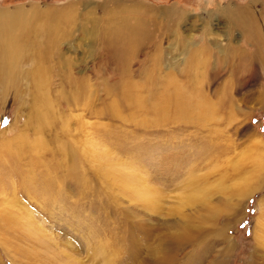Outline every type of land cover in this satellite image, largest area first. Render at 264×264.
<instances>
[{"label":"rangeland","instance_id":"obj_1","mask_svg":"<svg viewBox=\"0 0 264 264\" xmlns=\"http://www.w3.org/2000/svg\"><path fill=\"white\" fill-rule=\"evenodd\" d=\"M249 4L263 20L264 0H0V12L41 13L20 46L35 50L23 49L10 91L0 85V264H168L146 260L161 239L173 246L195 231L201 242L172 264L264 263V58L239 75L215 59L228 42L221 10ZM175 7L199 54L192 68L165 29L173 24L153 13ZM112 16L140 23L124 69L95 42ZM158 43L179 62L159 65ZM168 78L207 97L213 119L195 109L174 120ZM128 84L135 102L121 101Z\"/></svg>","mask_w":264,"mask_h":264},{"label":"bare ground","instance_id":"obj_2","mask_svg":"<svg viewBox=\"0 0 264 264\" xmlns=\"http://www.w3.org/2000/svg\"><path fill=\"white\" fill-rule=\"evenodd\" d=\"M256 6L257 5H255V4H249L246 7H236V8L227 7V8H223L221 10L223 19L225 20V22H224L225 28L224 29H225V35L228 37L227 38L228 42H227V46L224 50H218V52H220L219 53L220 56L219 55L216 56L215 59H216L217 65H221L222 63L225 64L226 66H228L231 69V71L234 74L236 73V75H237V73L239 75V71L240 72L242 70L245 71L246 68H244V66L245 67L247 65L251 66L254 64L255 60L260 59V58H262V59L264 58V21H263L264 19L263 20L260 19L262 16L261 17L259 16V13L257 11ZM153 13L156 16H160L162 14L163 16L168 17L167 20L170 21L169 22L170 25L171 24H173V25L170 27H167L165 29H166L168 35H171V37L175 39V42L179 44V47H176V50H178V52L184 56L183 61H184L185 65H188L191 68L193 66H196L199 63V61H198V55L199 54L197 53L198 51L196 49H193V45H196V44L193 43V41L191 40V37L189 35H184L183 33L180 32L181 31L180 27L183 25L184 22H186V19L188 18V17H186L185 12H182V11L176 9V7H175V8L167 9L165 12H162L159 10H154ZM40 14H41L40 11H34L32 9L26 10L23 8L15 9L14 11L9 10V11H5V12H0V85L3 87L4 93H2V94H4V95L6 93H8L7 90L10 91L11 85H13V83L14 84L16 83V82H7V81H9L17 73L16 72V66L21 64L24 61L22 59L23 58L22 53H26L27 51L24 52L23 49H27L28 52L30 53L31 50L35 48V45L33 46L32 44H30V42L26 43V45H25L26 48H21L20 46L23 44L22 42L29 41L28 38H30V36L29 37H26V36L30 35L32 32L28 31V27H29V25L31 26V24L34 20L41 18ZM62 16H63L62 14H57L54 17L51 16V18L54 21H59L60 25H62L64 22L61 20L63 19L64 21H66V19H64V17H62ZM56 19H59V20H56ZM209 20H210V18L208 19V23H209ZM205 21L207 23V20H205ZM205 21H204V23H205ZM103 23H107L106 26H99V25L97 26V24H96L97 27L94 28V32H96L95 33V42H97L98 45H101L100 47L104 48V51L106 50V52L111 56V58H113V60L117 63V65L120 66L118 68H120V69L121 68L122 69L127 68L126 67L127 63H129V61H128L129 51L126 50L125 48L127 46L134 47L140 41V23H135V22H133V24L128 23L124 19H117V18L113 19V16H112V19H109L107 22L104 21ZM141 25L144 29H146L145 25H147V24H141ZM165 26H166V24H165ZM207 26H209V25H207ZM210 27H211V29H213V26L211 25V26H209V28L207 30H209L211 33L212 30L210 29ZM234 32H236L237 34L238 33L240 34L239 37H241L242 41L235 42L236 40H234V38H233ZM173 33H175V36L173 35ZM59 36L61 38V35H59ZM49 37L50 36L48 34V39H49ZM171 37H169V38H171ZM146 38H148V37H142L141 41L144 43V40ZM22 39H23V41H22ZM41 39H42V36L39 35V41ZM46 40H47V36H45L44 41H46ZM208 40H209L208 43H210V44L214 43V42H211V39H208ZM51 43L52 42L50 40V44ZM242 43H245V46H247V47H244L242 45ZM155 48L157 51L156 61L159 63V65L168 64V66H169V65H173V63L177 64L179 62L178 60H175V58H173V57L170 60H168L166 58V50H165V48L162 47V44L158 43L157 45H155ZM32 53H34V51ZM134 53H135V50H132L131 55H134ZM212 53L213 52H211L210 48H208L207 54L206 53L201 54V55L205 56L204 61H203L204 64H202V65H205L207 67L209 64H211L209 62L207 56L211 57ZM36 55H37V53H35V56ZM62 57H63L62 55H59L57 58H58V60H60V59H62ZM35 59L37 60V58H35ZM30 60H31V58H30ZM58 63H60V62L58 61ZM13 66H14V68H13ZM121 71H123V70H121ZM124 71L126 72V69ZM168 71H169V69H168ZM25 73H27V72H25ZM18 76L20 77L21 73H18ZM160 79H158V81L161 82L162 80H160ZM67 80H68V82H70V85H75V83L77 81L80 82L77 78H74L73 76H68ZM67 80L62 78L61 82H67ZM167 80H169L168 81L169 82L168 83L169 90L165 91V93H166L165 95H167V97L169 98L168 99L169 104L171 106H174L173 107L174 117H175L174 120H176V121H187V120L191 119V116L193 115V113L196 110L203 112L202 115L206 116L207 118L209 117L210 120L213 119V115H214L215 111H213V108L211 107L212 103L209 102L207 97H204V95H203V97H201L200 99H194L193 96L195 94L194 95L189 94V92L185 88H183L182 85L179 84L177 80H175L174 78H172L171 80L168 78ZM188 80L190 82L192 80V76ZM162 82H165V80H163ZM132 86H133L132 84L127 86L124 89V91L120 94L121 101H128V102H130V101L135 102L136 101L134 99L135 96L133 98V94L130 91ZM111 90L113 92V90H116V87H113V89H111ZM195 93H196V91H195ZM250 94H252V93H250ZM197 95L200 96V94H197ZM157 96H159V94ZM161 97H164V95H161ZM34 98L37 99V97H35V95H34ZM73 98H75L74 101L75 100L76 101L81 100L80 97H78V96L73 97ZM166 102L167 101H163V100L157 101V103H158L157 104V111L158 112L159 111L162 112V110L165 109L164 107L167 104ZM38 110H40V109H38ZM209 119H208V121H209ZM7 212H8V210H7ZM12 213H13V211H12ZM9 214H6V216ZM183 216L184 215H182L183 219L180 220L181 222L183 220H185ZM9 219H10L9 217L8 218L6 217L3 221L1 220L2 221L1 224L5 223V226L3 225L5 227L4 231H6L7 226H8L6 224V223H8L7 221H11V220L14 221L13 217H11V220H9ZM14 219H15V216H14ZM190 221H192V220H190ZM190 221L187 224L185 223V228L187 230H191L194 228V227H187L188 225L193 226L192 224H189ZM259 223H260V221H259ZM182 225H184V224H182ZM31 227H29V228H31ZM222 232H223V230H218L216 234L221 235ZM31 235H33V234H31ZM176 238L177 239L175 240V237H172L169 240L170 244H172V242L175 243V245H173V246H169L168 242L163 240V239H161L162 241L159 240V241H161L160 246H162V248L161 249L159 248L157 250L158 253L155 254L154 260L147 259L146 261L149 263L155 262V260L158 263H160V261H164L165 263H167L166 261H169L168 264H172V262L176 259V255L178 254L175 251L182 250L188 244L194 245L196 243L201 242L202 233L195 231V234L190 233L187 236L176 237ZM187 238H188V240H187ZM160 256H164L165 259L162 260V258H159ZM150 257L152 258L153 256H150ZM222 263H223V260L220 259V260H216L213 264H222ZM73 264H78V262L76 261ZM262 264H264V263H262Z\"/></svg>","mask_w":264,"mask_h":264}]
</instances>
